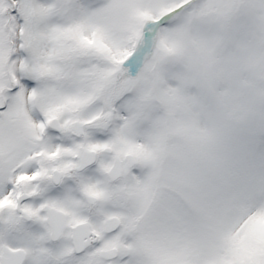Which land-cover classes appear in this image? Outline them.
Segmentation results:
<instances>
[{
  "label": "snow or ice",
  "instance_id": "6c2138e0",
  "mask_svg": "<svg viewBox=\"0 0 264 264\" xmlns=\"http://www.w3.org/2000/svg\"><path fill=\"white\" fill-rule=\"evenodd\" d=\"M0 264H264V0H0Z\"/></svg>",
  "mask_w": 264,
  "mask_h": 264
}]
</instances>
